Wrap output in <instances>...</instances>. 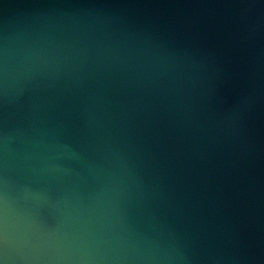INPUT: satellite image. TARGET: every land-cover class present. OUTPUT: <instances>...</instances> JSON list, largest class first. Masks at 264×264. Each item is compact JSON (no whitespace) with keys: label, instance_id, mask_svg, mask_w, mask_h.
I'll use <instances>...</instances> for the list:
<instances>
[{"label":"water","instance_id":"water-1","mask_svg":"<svg viewBox=\"0 0 264 264\" xmlns=\"http://www.w3.org/2000/svg\"><path fill=\"white\" fill-rule=\"evenodd\" d=\"M0 264H264V0H0Z\"/></svg>","mask_w":264,"mask_h":264}]
</instances>
